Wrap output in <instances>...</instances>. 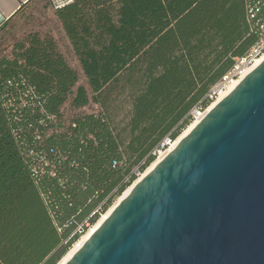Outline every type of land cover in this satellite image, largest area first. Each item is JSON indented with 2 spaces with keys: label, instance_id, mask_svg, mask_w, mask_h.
<instances>
[{
  "label": "trees",
  "instance_id": "trees-1",
  "mask_svg": "<svg viewBox=\"0 0 264 264\" xmlns=\"http://www.w3.org/2000/svg\"><path fill=\"white\" fill-rule=\"evenodd\" d=\"M54 14L85 85L50 36L0 56V264H56L257 41L244 0H72ZM114 83L130 97L123 138L85 110Z\"/></svg>",
  "mask_w": 264,
  "mask_h": 264
},
{
  "label": "water",
  "instance_id": "water-1",
  "mask_svg": "<svg viewBox=\"0 0 264 264\" xmlns=\"http://www.w3.org/2000/svg\"><path fill=\"white\" fill-rule=\"evenodd\" d=\"M65 264H264V58Z\"/></svg>",
  "mask_w": 264,
  "mask_h": 264
},
{
  "label": "rangeland",
  "instance_id": "rangeland-1",
  "mask_svg": "<svg viewBox=\"0 0 264 264\" xmlns=\"http://www.w3.org/2000/svg\"><path fill=\"white\" fill-rule=\"evenodd\" d=\"M34 34L40 37H52L58 50L64 55L69 65L78 72L79 80L77 85H85L84 76L71 50L68 39L54 14V9L48 5L46 0H36V2L27 5L16 17L0 28V56L10 57L11 49L15 42L27 40L29 36ZM91 108H101L112 124L120 130L122 138L125 136L124 126L130 110V97L127 89L122 84H111L102 96V102L99 104L90 102L85 110H90ZM65 110L68 111L67 105ZM195 110L197 109H193L191 112L192 119L195 116V112L193 113Z\"/></svg>",
  "mask_w": 264,
  "mask_h": 264
},
{
  "label": "bare ground",
  "instance_id": "bare-ground-1",
  "mask_svg": "<svg viewBox=\"0 0 264 264\" xmlns=\"http://www.w3.org/2000/svg\"><path fill=\"white\" fill-rule=\"evenodd\" d=\"M264 58V52L255 58V60L250 63L248 66L242 70L240 75L234 78L231 81H228L223 89L219 92L214 100L202 111L195 110V116L192 121L180 132V134L176 137L174 141H171L166 148L162 149L155 159L150 163V165L142 171L133 182L125 188V190L120 194L113 203L98 217V219L91 224L88 229L69 247V249L63 254L60 260L56 264H65L71 256L82 246V244L89 238V236L98 228V226L105 220V218L110 214L113 208L117 205V203L128 194V192L133 188L140 179L147 174L188 132L189 130L195 126V124L218 102L221 98H223L248 72H250L262 59Z\"/></svg>",
  "mask_w": 264,
  "mask_h": 264
},
{
  "label": "built area",
  "instance_id": "built-area-1",
  "mask_svg": "<svg viewBox=\"0 0 264 264\" xmlns=\"http://www.w3.org/2000/svg\"><path fill=\"white\" fill-rule=\"evenodd\" d=\"M48 5L52 9L60 8L72 0H46ZM245 4V14L246 20L249 24V30L256 34L257 41L249 49L247 54L242 57H236L234 60V65L223 77L219 84L213 87L210 99L216 98L219 92L223 89V86L228 82L238 77L242 70L250 63H252L255 58L260 56L264 52V0H244ZM170 143L169 139H165L161 143L160 148L156 150L158 154L166 145ZM32 154V152H30Z\"/></svg>",
  "mask_w": 264,
  "mask_h": 264
},
{
  "label": "crops",
  "instance_id": "crops-1",
  "mask_svg": "<svg viewBox=\"0 0 264 264\" xmlns=\"http://www.w3.org/2000/svg\"><path fill=\"white\" fill-rule=\"evenodd\" d=\"M36 0H0V28Z\"/></svg>",
  "mask_w": 264,
  "mask_h": 264
}]
</instances>
